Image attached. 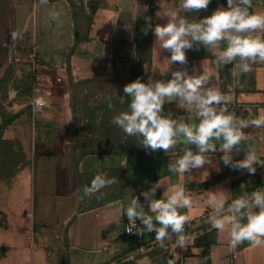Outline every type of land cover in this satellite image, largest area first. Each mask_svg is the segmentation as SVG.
Wrapping results in <instances>:
<instances>
[{
    "label": "crops",
    "instance_id": "crops-1",
    "mask_svg": "<svg viewBox=\"0 0 264 264\" xmlns=\"http://www.w3.org/2000/svg\"><path fill=\"white\" fill-rule=\"evenodd\" d=\"M61 1H65L67 4L66 12H63V15H66L70 26L67 44H60L57 49L64 59V63L61 64L58 60L52 63L46 62L44 54L38 49L36 42L32 41V44L36 45L34 52L38 58L36 61L39 63L35 67V72L39 75V80L36 81L35 86V96H41L45 104L43 108L34 113L28 107L15 113L19 114V118L3 134L4 139L16 141L21 145L29 162L12 177L8 186L1 185L0 182V190L10 192L11 205H8L12 210H15L22 207L23 203H26V205L31 203L34 210L33 199L34 193L36 195L37 192V171L42 172L44 170L45 173L53 176L51 177L52 180L48 182L49 185H51V182L53 184L59 183V186H61L59 190L62 191L60 194H62V197L70 199V209H72L64 222V226L67 227V240L66 245L63 247L62 263L97 264V261L86 259L83 255L84 248H88L84 251L89 253L97 251L95 249L96 244H93L94 248L84 246L80 242V236L76 228L80 225L81 230L84 231L85 229L89 230V227L96 224L97 227L101 226L108 230L109 225L116 224L119 217L121 223L120 237L113 236L110 233L107 239L109 245L112 244V241L117 243L120 242L119 240H124L119 249L115 250L116 253H113L116 256L108 262L109 264H115L134 252L140 245L154 240L155 233L140 234L141 225L133 238H127L130 236L123 234V225L127 217L124 214L121 217L119 214L117 216V212L112 206L116 205L117 201L123 202V200L131 198L133 192L144 191L148 195L140 202L147 210V201L163 198L165 192L172 189L174 184H183L192 196L194 205L191 209L182 211L191 217L190 225L193 226L186 225V231L191 236L185 241L184 248L181 250L179 246H174L170 249L175 261L180 264H202L203 261L199 257L205 248L198 246L196 241L205 231L215 230L217 232V243L210 248V261L207 264H264V246L253 249L246 244L241 249L236 248L229 251L227 247L229 238L227 228L222 232H218L207 223L195 226L202 215L212 211L204 203L206 190L215 191L217 188H222L231 193V198H235L242 191L251 192L256 187L264 184V165H257L255 174H249L245 169L226 174L222 180L199 190L194 186L210 182L214 175L220 174L219 161L223 153L218 151L211 153V163L203 165L200 169H193L191 178L187 174L179 176L169 171V163H173L175 160V156L171 154L172 150H170L169 155H166L164 150L157 149L156 156L145 157L137 167L130 168L126 156L105 154L103 152L106 148L116 149V144L111 143L106 137V135H111V131L114 136L116 129L108 124H102V113L74 111L73 109L71 94L66 90L71 80L74 83L87 79L113 80L122 71H127V65L120 64L118 59L126 54V50L131 46L133 50L137 49L134 54L139 51L140 40L146 36L144 29L148 28L150 24V21L146 22L145 20V17H149L150 14V1H144V9L146 10L144 16H141L142 11L140 8L143 5L139 0H86L89 3V8L93 10V12H89L92 13V25L88 34V41L81 42L76 47H74L76 28L70 13V6L66 0L58 2ZM58 2L45 3V5L53 6ZM178 3L179 0H153L152 27H155L156 24L163 25L166 23V17L156 16L158 11L163 13L166 10L175 9L181 15H184V11L177 8ZM251 3L252 11L264 12V0H251ZM95 5L96 9H93ZM35 6L37 10V4ZM82 27L85 30V25H82L79 27V31ZM63 32L64 30L60 31L61 34ZM224 46L225 42L221 41L220 47L223 48ZM71 47H74L75 50L70 55L68 66L65 61H67L66 55ZM211 54L215 56L212 49ZM190 55L189 49L186 51V59H189ZM169 56L170 52L166 49H160L159 42H155V36L152 32V57L151 62L144 66V82H147L149 77L154 80L170 78L174 63L169 64L167 60ZM106 60L110 64H104L103 61ZM252 65L254 69L253 82L246 80L242 85L241 74L233 77V83L227 87L226 91L232 96L230 107L237 116L244 119H250L260 112H264V61H258ZM193 66L197 71L208 73L213 83L218 84L221 89L219 65L215 60L195 61L192 66L184 68H187L191 73ZM41 67L45 69L40 71L38 68ZM55 68H60L65 75L54 74L53 70ZM58 79L61 80L58 81ZM60 83H62V88H60ZM96 100L98 101V98L95 97L88 102H97ZM76 101L80 103L85 102L86 99L81 97L76 98ZM163 108L165 113L171 111L174 118L177 117L188 123L196 122L194 110L179 108L175 101L165 103ZM10 128H13V131L11 135H7L6 132ZM243 131L249 135L242 143L254 148L260 159L264 161V127L256 129L249 126ZM24 135L31 136L32 148H34L33 155L30 154L28 145L23 140ZM184 147L185 145L178 144L175 155H180ZM241 147L244 148L245 146L241 145ZM244 150L246 151L247 148ZM233 152L234 160L243 159V150L238 155L235 154V149ZM58 170H60L59 176L57 175ZM98 170L105 172L109 177H117L118 182L89 196H83V187L90 184L91 179ZM130 183L133 185L129 191L128 185ZM156 183L159 187L155 192L150 191ZM48 192H51L49 187ZM0 215L8 218L6 207H0ZM24 215L31 220V224L24 229L22 235L18 236L19 240H15V235L9 230L10 226L0 235V247L5 249V257L0 259L3 264H21L19 252L29 229H33L35 214L26 209ZM78 217L82 218L79 225L75 223ZM137 220L139 221V219ZM154 223L156 222L154 221ZM82 231L80 232L82 233ZM147 255L138 256L132 264H149L150 261Z\"/></svg>",
    "mask_w": 264,
    "mask_h": 264
},
{
    "label": "clouds",
    "instance_id": "clouds-1",
    "mask_svg": "<svg viewBox=\"0 0 264 264\" xmlns=\"http://www.w3.org/2000/svg\"><path fill=\"white\" fill-rule=\"evenodd\" d=\"M210 3L211 0H179L177 8L184 12L198 11L207 9ZM250 8L251 0H226V6L220 5L210 15L194 20L175 9L163 13L158 11L156 16L166 17V23L155 27L149 24L148 27L160 49L170 52L169 64L179 62L181 66L185 65L186 51L194 47L199 50L203 46L214 50L217 64H231V75L237 77L250 72L253 63L264 61V12L250 11ZM50 15L56 20L59 13L52 11ZM150 19L145 17L146 22ZM144 31L147 34L148 28ZM221 41L225 42L223 48L220 47ZM123 93L130 100L128 109L113 116L111 122L126 135L140 139L145 150L162 149L166 155L172 150L175 160L168 165L170 172L179 176L187 174L191 178L192 170L211 163V153L217 151L223 153L220 156L223 164L232 169H245L249 174H255L256 166L264 165L257 151L242 143L249 135L243 129L264 127V112L250 119L237 116L230 107L231 94L221 91L208 73L197 71L195 66L191 73L187 68L179 67L171 71L170 78L166 80L149 77L147 82H143L141 77H137L124 85ZM172 101L179 108L193 109L196 122L174 118L171 111L165 113L163 106ZM44 102L39 95L33 99L35 106ZM107 106L113 108L110 98ZM178 144L185 147L176 156ZM234 149L237 155L243 150V159H233ZM117 182V177H109L98 170L90 184L83 187V196ZM158 187L156 183L150 191L155 192ZM141 195L146 198L148 193L142 192ZM204 197V203L212 210L204 223L218 232L227 228L229 251L244 241L253 249L264 246V186L251 192L242 191L235 198L222 188L206 190ZM147 203L145 210L137 196H132L127 203L117 201L116 212L120 217L126 215L128 220L125 230L133 232L139 219L142 225L140 234L154 232V239L161 248L165 247L166 241L184 248L185 241L191 236L186 225H193H190L191 217L182 210L191 209L194 205L184 185L174 184L163 198ZM167 264L175 262L170 259Z\"/></svg>",
    "mask_w": 264,
    "mask_h": 264
},
{
    "label": "rangeland",
    "instance_id": "rangeland-1",
    "mask_svg": "<svg viewBox=\"0 0 264 264\" xmlns=\"http://www.w3.org/2000/svg\"><path fill=\"white\" fill-rule=\"evenodd\" d=\"M74 1L77 3V6L80 7V1ZM139 1L143 5L140 8L142 11L141 16H144V1L150 0ZM56 2H47V0H0V114L3 113V111L10 114L18 113L25 109V103L29 100L24 95V83L27 80V76L30 74H34L35 81H37L35 77V67L39 64L36 61L38 58L34 52V50H36V45L32 44V41L36 42L38 49L44 54V60L46 62L52 63L58 60L61 64L64 63V59L60 56L57 49L58 45H64L68 42L67 38L70 26L66 15H63V12H66L67 4L65 1H61L53 6L45 5V3L49 4ZM81 7L88 13L93 12V10L89 8L88 1H84ZM52 11L59 13L56 20H53L50 15ZM82 25H85V22L80 20L79 27ZM61 30H64L62 34L60 33ZM83 30L84 27H82L81 31ZM29 41H31V43H29ZM74 50L75 48L73 47L69 49L66 55V65L70 64L69 58ZM135 50L137 51V49L133 50L132 46L126 50L129 56H125L126 60H122L121 64L127 65V71H122L120 75L124 77L128 76L130 65L138 61L139 52L134 54ZM120 57L124 59L123 56ZM103 63L110 64L107 60L103 61ZM38 69L42 71L45 68L41 67ZM53 73L61 76L65 75L60 68H55ZM67 77L68 74L65 78L67 79ZM59 85L60 88H62V83ZM15 87H19L20 91L15 90ZM87 87L96 89L94 91L91 90V94H87L89 92L86 90ZM66 90L70 92L71 102L74 103L76 98L81 97L84 99L90 98L92 100L97 96L100 99V97H103L111 90V86L105 84L100 89L98 83L86 86L83 84L75 90L74 87L69 85ZM1 122L2 118L0 116V124ZM12 131L13 128H10L6 132L7 135H11ZM23 140L28 145L30 154L33 155L34 148H32L33 143L31 141V136L29 135L28 137V135H24ZM21 150H23L22 147ZM26 157L25 154L24 164L21 167L29 164ZM20 168L19 170H21ZM39 171H37V192L35 195L36 201L34 210L31 203L27 205L23 203L22 207L12 210L8 205H11L10 192L7 193L0 190V207H6L8 213V218L4 215H0V235L10 226L9 230L15 235V240H19L20 238L18 236L22 235L24 229L26 227L28 228L31 224V220L24 215L26 209H29L35 214L34 225L33 229L30 228L29 233L26 234L23 239L21 251L19 252L21 264H63V247L66 245L67 240V227L64 226V222L69 212L72 210L70 209V199L61 196L62 194H60V192L62 193V191L61 189L59 190V187H61L59 183L53 184L51 182V185H49L48 182L52 180V175L45 173L44 170L42 172ZM59 172L60 170H58V176L60 175ZM1 173L3 174V172ZM11 180L12 178H8L0 182L1 185L8 186ZM132 185V183L128 185L129 191ZM48 187L51 188V192H48ZM142 192L144 191L133 192L131 197L137 196L139 200L142 201L144 200V196L141 195ZM129 199L130 198L123 200V202L127 203ZM116 207L117 204L112 206L115 211ZM80 219L82 218L78 217L75 221L77 225L81 223ZM119 219L118 217L116 224H110L108 230L101 226L97 227L96 224L89 227V230L85 229L84 231L81 230L80 225L77 226L76 229L80 236V242L83 243L84 246H92L94 248L93 244H96L95 249L97 251L94 253L86 252L84 250H88V248H84V258L95 260L98 262L97 264H109L108 262L116 256L113 255V253H116L115 250H117V248L119 249V246L124 242V240H119L120 242L116 243L112 241V244H107L108 235L110 233H112L113 236L116 235V237H120L121 223ZM80 231H82V233ZM135 234L127 238L131 239ZM0 264H3L1 260Z\"/></svg>",
    "mask_w": 264,
    "mask_h": 264
},
{
    "label": "trees",
    "instance_id": "trees-1",
    "mask_svg": "<svg viewBox=\"0 0 264 264\" xmlns=\"http://www.w3.org/2000/svg\"><path fill=\"white\" fill-rule=\"evenodd\" d=\"M60 0H47V2H56ZM69 3L70 6V13L71 16L75 22V28H76V36L74 41V47H76L81 42L88 41V34L91 29L92 25V13L86 12L83 7H81L82 4H84V1L86 0H79L80 1V7L77 6V3L74 0H66ZM153 0H150L151 7H150V25L152 27L153 23V6H152ZM97 3V2H96ZM95 3V4H96ZM225 5L226 6V0H211V3L208 5L207 9H201L198 11H191V12H184V16H186L190 20L199 19L201 17L210 15L213 10H215L218 6ZM93 9H96V5L93 7ZM250 11H252V8H250ZM79 19V20H78ZM85 22V30L79 31V21ZM73 47V48H74ZM139 59L137 62L132 63L130 65V68L128 70L129 75L128 76H122V75H116L113 80L109 79H87L84 81H79L74 83L72 80L70 81V86L74 87V89H78L83 84L89 85V84H95L98 83L99 88L101 89L103 85H110L111 90L107 92L103 97L98 98L97 102L89 103L88 101L91 100L90 98H87L85 102H77L74 100L73 103V109L74 111L81 110V111H89V112H101L102 113V124H108L110 127H115V135H112V131L110 132L111 135L106 137L110 140L111 143L116 144V149L114 148H106L103 152L105 154H114L119 156H126L128 159V166L131 168L137 167L141 161L145 157L149 156H156V150H145L144 147L140 143V139L133 136L126 135L119 127L115 126L112 121V116L119 114L120 111H126L128 109V104L130 102L129 98L127 96H124L123 93V87L125 84L135 80L137 77H141L142 81H145V75H144V66L145 64H149L151 62L152 57V30L150 27H148L147 34L145 38L140 40V48L138 51ZM191 55L189 59L187 60V63L183 66L179 64V62H174L173 71L177 70L179 67H190L195 61L199 60H215V56L211 54V49H205L203 46L197 50L195 47L193 49H190ZM125 56H129V54H124L123 58L121 57L118 59L119 63L121 64L122 60H126ZM123 65V64H122ZM125 65V64H124ZM219 65V64H218ZM231 69L232 65H219V74H220V85H221V91L226 92L227 87L233 83V76L231 75ZM254 77V69L253 65L251 68V71L247 74H242V85L245 83L246 80H250L253 82ZM26 82L24 83V95L26 98L33 99L35 96V86L36 81L34 78V74H30L26 78ZM96 88H90L87 87L86 90L89 92L87 94H91V90L94 91ZM15 90L20 91L19 87H15ZM109 98L111 99V102L113 104V108L109 109L107 104ZM2 118V122L0 124V171L3 172V174L0 172V181L6 180L14 177L17 172L19 171V168L23 166V162L25 160V154L23 153V150H21V145L13 140H6L3 138L4 132L7 130V128L15 122L19 118V114H10L6 111H3V113L0 114ZM112 130V128H111ZM108 133V132H107ZM126 136V138H124ZM19 147V148H18ZM220 166V174L214 175L212 180L210 182L196 185L195 188H198L199 190H202L204 188H207L211 186L213 183L218 182L224 178L226 174L237 172L239 170L232 169L229 166H226L223 164V162L219 161ZM22 168V167H21ZM20 168V169H21ZM34 206L36 201V196L34 193ZM217 243V232L215 230L205 231V233L196 241V244L198 246L204 247L203 253L200 255V259H202V264H207L210 261V248L211 246H214ZM248 244L247 241H244L240 245L237 246V249L243 248L244 245ZM148 259L149 264H167L168 260H173L175 264H180L178 261H175L172 255V251L167 248H155L151 252L148 253ZM5 257V249L0 247V259Z\"/></svg>",
    "mask_w": 264,
    "mask_h": 264
},
{
    "label": "built area",
    "instance_id": "built-area-1",
    "mask_svg": "<svg viewBox=\"0 0 264 264\" xmlns=\"http://www.w3.org/2000/svg\"><path fill=\"white\" fill-rule=\"evenodd\" d=\"M36 77V80L38 81L39 80V75H35ZM61 79H58V81H60ZM34 99V98H33ZM33 99H30L28 100L26 103H25V107H28L30 109V111L32 113L38 111L39 109L43 108L44 107V104L40 105V106H35L33 104ZM261 186H264L261 185ZM260 187V186H258ZM211 214V211L207 214H204L202 215V217H200V219L197 221V223H195V226L197 225H201V224H204V220L205 218ZM128 224V220H126L124 222V225H123V234L125 236H132L134 235L141 227V224H140V221H136V224H137V227L133 229V232H128L125 230V225ZM175 246V244L173 242H168L166 241L165 242V247L164 248H168V249H171ZM160 247L157 242L154 240L146 243V244H142L140 245L134 252L130 253L128 256H126L125 258L123 259H120L117 263L115 264H132L133 262H135V260L138 258V256L140 255H145V254H148L149 252H151L152 250H154L155 248H158ZM180 249L182 250V248L180 247Z\"/></svg>",
    "mask_w": 264,
    "mask_h": 264
}]
</instances>
